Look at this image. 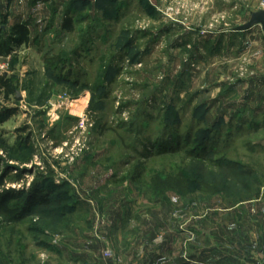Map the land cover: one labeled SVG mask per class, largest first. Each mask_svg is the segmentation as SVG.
Listing matches in <instances>:
<instances>
[{
  "label": "rangeland",
  "instance_id": "rangeland-1",
  "mask_svg": "<svg viewBox=\"0 0 264 264\" xmlns=\"http://www.w3.org/2000/svg\"><path fill=\"white\" fill-rule=\"evenodd\" d=\"M264 0H0V264H257ZM72 20L73 31L64 29ZM17 93H20L18 100ZM110 263V261H109Z\"/></svg>",
  "mask_w": 264,
  "mask_h": 264
},
{
  "label": "trees",
  "instance_id": "trees-1",
  "mask_svg": "<svg viewBox=\"0 0 264 264\" xmlns=\"http://www.w3.org/2000/svg\"><path fill=\"white\" fill-rule=\"evenodd\" d=\"M64 29L68 32L73 31L72 20L66 19L63 25ZM30 42V31L26 24L17 25L13 27L8 34L2 27H0V57L11 55L15 47L27 45ZM14 86L5 77H0V96H4L5 99H9L13 94ZM1 108V103H0ZM15 115L14 110H7L0 114V124L7 121L9 118ZM4 185V181L0 178V189ZM52 191H43L33 189L32 193L27 197L24 203L16 204L10 207L12 201L21 199V195L16 192H10L7 195L0 196V211H3L5 215L13 220H21L29 216L36 206L41 204L48 205L50 203V197Z\"/></svg>",
  "mask_w": 264,
  "mask_h": 264
},
{
  "label": "water",
  "instance_id": "water-1",
  "mask_svg": "<svg viewBox=\"0 0 264 264\" xmlns=\"http://www.w3.org/2000/svg\"><path fill=\"white\" fill-rule=\"evenodd\" d=\"M256 26H261L264 31V10L252 13L250 21L244 26L240 27L238 31L249 32ZM17 95L18 100H20V93H17Z\"/></svg>",
  "mask_w": 264,
  "mask_h": 264
},
{
  "label": "built area",
  "instance_id": "built-area-1",
  "mask_svg": "<svg viewBox=\"0 0 264 264\" xmlns=\"http://www.w3.org/2000/svg\"><path fill=\"white\" fill-rule=\"evenodd\" d=\"M103 257H104V260H105V263L104 264H115L114 263V254L111 250H106V252H104L103 254ZM110 261V263H109Z\"/></svg>",
  "mask_w": 264,
  "mask_h": 264
},
{
  "label": "crops",
  "instance_id": "crops-1",
  "mask_svg": "<svg viewBox=\"0 0 264 264\" xmlns=\"http://www.w3.org/2000/svg\"><path fill=\"white\" fill-rule=\"evenodd\" d=\"M261 11V10H260ZM264 32V31H263ZM257 264H264V255L262 256L260 262H257Z\"/></svg>",
  "mask_w": 264,
  "mask_h": 264
}]
</instances>
